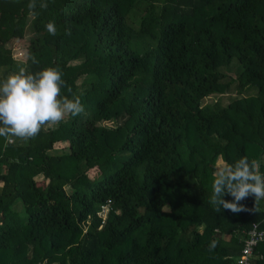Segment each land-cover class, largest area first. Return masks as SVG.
<instances>
[{"label": "trees", "instance_id": "trees-1", "mask_svg": "<svg viewBox=\"0 0 264 264\" xmlns=\"http://www.w3.org/2000/svg\"><path fill=\"white\" fill-rule=\"evenodd\" d=\"M28 3L0 0V82L57 68L85 113L0 137V264L233 263L252 224L264 230V199L232 213L209 197L219 158L264 155V0H38L36 17ZM27 27L18 63L9 44ZM233 89L256 91L208 101Z\"/></svg>", "mask_w": 264, "mask_h": 264}, {"label": "clouds", "instance_id": "clouds-1", "mask_svg": "<svg viewBox=\"0 0 264 264\" xmlns=\"http://www.w3.org/2000/svg\"><path fill=\"white\" fill-rule=\"evenodd\" d=\"M37 4L38 0H29L27 7L30 16L39 15L36 12ZM39 7L46 9L47 0H39ZM45 28L50 35H57L54 21H49ZM30 58L32 63H38L34 56ZM64 84L62 72L51 67L35 74L21 67L18 72L0 82V137H4L7 143H14L15 138L28 140L38 135L46 125H56L68 116L76 117L85 113L79 97H61ZM226 195L233 200H225ZM249 196L255 197V204L264 199V174L257 160L250 161L247 156H243L234 164L219 168L214 173L209 203L216 211H249L240 203ZM215 247L216 241H213L210 250Z\"/></svg>", "mask_w": 264, "mask_h": 264}, {"label": "rangeland", "instance_id": "rangeland-1", "mask_svg": "<svg viewBox=\"0 0 264 264\" xmlns=\"http://www.w3.org/2000/svg\"><path fill=\"white\" fill-rule=\"evenodd\" d=\"M32 36V33L29 31V28L27 27L26 29V33H25V36L23 39H20V40H13L11 41V43L9 44V46L11 47L12 49V55L14 57V59L18 60V63L24 61L25 59V47H26V44H27V41L28 39ZM227 75L231 78H235L236 77V66H232L227 72ZM12 74V73H11ZM10 74V75H11ZM256 90H253L251 89L250 91L248 92H244L242 94H238L234 89L229 91L228 93H225L223 95H215V96H211L208 98V101L210 103H216L218 104L219 106H226L230 101L236 99V98H239L241 96H245V95H248V94H252L254 93ZM101 125L105 126V127H112L114 126L113 123H101ZM60 146V145H59ZM58 146V147H59ZM258 145L257 144H253L252 146H249L248 148V152L250 154H252L253 156L256 155L257 153V147ZM61 147V146H60ZM259 163H260V166L261 165H264V155L257 160ZM216 165L219 168H222V167H225L227 165H225V163L222 161L221 158H219L216 162ZM217 169V170H218ZM97 174V170L95 169H92L88 172V177L90 179H92L93 177H95Z\"/></svg>", "mask_w": 264, "mask_h": 264}, {"label": "built area", "instance_id": "built-area-1", "mask_svg": "<svg viewBox=\"0 0 264 264\" xmlns=\"http://www.w3.org/2000/svg\"><path fill=\"white\" fill-rule=\"evenodd\" d=\"M109 209V201L100 207L98 216L104 220ZM264 242V230L259 228V225L254 223L251 228L247 231L243 247L240 255L231 264H252L253 253L257 245ZM262 256H259L261 259Z\"/></svg>", "mask_w": 264, "mask_h": 264}, {"label": "crops", "instance_id": "crops-1", "mask_svg": "<svg viewBox=\"0 0 264 264\" xmlns=\"http://www.w3.org/2000/svg\"><path fill=\"white\" fill-rule=\"evenodd\" d=\"M1 185V184H0Z\"/></svg>", "mask_w": 264, "mask_h": 264}]
</instances>
